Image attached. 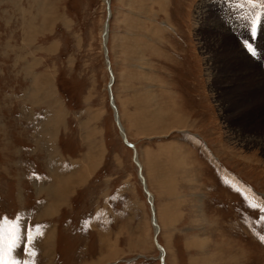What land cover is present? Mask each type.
<instances>
[{"label":"rangeland","instance_id":"rangeland-1","mask_svg":"<svg viewBox=\"0 0 264 264\" xmlns=\"http://www.w3.org/2000/svg\"><path fill=\"white\" fill-rule=\"evenodd\" d=\"M107 1L0 0V221L25 229L30 216L37 230L44 222L20 212L40 202L27 173L53 167L67 175L84 166L60 188L63 200L55 186L40 189L51 200L42 211L50 218L44 238H19L12 249L22 245L28 254L9 260L264 264V71L242 46L256 48L252 31L234 25L251 13L252 0ZM231 2L238 10L227 13ZM108 9L114 79L102 37ZM257 43L264 51V37ZM55 115L53 132L45 126ZM175 156L185 163L180 175Z\"/></svg>","mask_w":264,"mask_h":264},{"label":"bare ground","instance_id":"bare-ground-1","mask_svg":"<svg viewBox=\"0 0 264 264\" xmlns=\"http://www.w3.org/2000/svg\"><path fill=\"white\" fill-rule=\"evenodd\" d=\"M108 2V5H110V0H108L107 1ZM109 7V6H108ZM109 11V15L110 16H108V18H109V20H110V18H111V11H110V9H108ZM109 20H106V26L104 27V32H103V34H102V37H103V45H104V49H105V54L107 55V57H106V59H107V63L109 64V58H108V52H107V42H108V39H109ZM233 49V48H232ZM244 52V51H243ZM240 54H241V52H240ZM236 57V56H235ZM234 57V58H235ZM241 57V56H240ZM232 59H233V57H232ZM239 59H241V58H239ZM238 61V60H237ZM243 61V60H242ZM241 61V62H242ZM246 61V60H245ZM236 62V61H235ZM239 62V61H238ZM237 62V63H238ZM251 63V62H250ZM239 64V63H238ZM241 64V63H240ZM239 64V65H240ZM242 64H243V62H242ZM246 64V63H245ZM238 65V66H239ZM237 66V65H236ZM246 66H248V63H247V65ZM109 67H110V70H111V72H112V69H111V66H110V64H109ZM240 69H241V67H240ZM245 69V68H244ZM246 69H248V68H246ZM245 69V70H246ZM249 71V70H248ZM238 72V71H237ZM242 72H243V69H242ZM247 72V71H246ZM251 72V71H250ZM244 73V72H243ZM247 73H249V72H247ZM112 79H114V74H113V72H112ZM261 77V76H260ZM237 78V77H236ZM240 78H242V76L240 77ZM254 78V77H253ZM262 78V77H261ZM244 79V78H243ZM247 79V78H246ZM249 79V78H248ZM247 79V80H248ZM255 79V78H254ZM253 79V80H254ZM238 80H239V78H238ZM251 80V79H250ZM242 81V80H241ZM249 81V80H248ZM262 81V80H261ZM113 82H114V80H111L110 81V83L113 85ZM247 82V81H246ZM249 82H252V81H249ZM254 83H255V85H256V83L257 82H255V81H253ZM262 82H264V81H262ZM259 83V82H258ZM253 85V84H252ZM261 85H263V84H261ZM260 85V86H261ZM258 86V85H257ZM112 87V86H111ZM253 87H254V85H253ZM255 88V87H254ZM256 89V88H255ZM110 91H112V90H110ZM113 102H114V99H113V97H112V108H113V110H114V117H115V121H116V123H118V126H119V128H120V132H122V134L123 135H125L126 136V131H125V129H124V126H123V124L121 123V121H120V118H119V113H118V110L114 107V104H113ZM261 101H259V102H257V103H260ZM256 103V104H257ZM262 103V102H261ZM262 105V104H261ZM155 106H156V108H157V110H158V114H155V117H156V120H157V122L158 123H160V122H162V123H167L168 122V120H167V118L165 117V114H164V112H165V110H164V108L162 107V106H158V104L156 103L155 104ZM180 119H182V118H178V119H176V122H178ZM191 127H192V125H191ZM126 138H127V136H126ZM127 140H128V138H127ZM252 140V139H251ZM129 141V140H128ZM134 145V144H133ZM135 146V145H134ZM134 150V153H135V163L137 164V166H138V169H139V178H140V180H141V182H142V185H143V187H144V189H145V191L147 192V194H149L151 197H152V195H151V193L149 192V190H148V185H147V181H146V179H144L143 178V173H142V168H141V166H140V161L138 160V153H137V148H136V146L133 148ZM173 160H175L174 161V168L176 167L177 168V170H179V171H177V170H175V172H177V174L176 175H180L181 174V171H182V166L185 164L184 163V161L182 160V159H178L176 156L174 157V159ZM172 160V161H173ZM173 164V163H172ZM83 175V174H82ZM84 176V175H83ZM82 176V177H83ZM84 178V177H83ZM150 179V178H149ZM145 182V183H144ZM59 187V186H58ZM65 187H67V184L64 186V188ZM57 188V187H56ZM54 189L53 191H52V193H55L56 194V197H58V198H62V200L65 198V194H64V192L59 188V189ZM44 189V188H43ZM69 189V188H68ZM165 190V189H164ZM51 193V194H52ZM171 193V192H170ZM173 193V192H172ZM52 196L55 198V196L52 194ZM149 201H150V199H149ZM59 201H56L55 200V203H58ZM62 202V201H61ZM60 202V203H61ZM151 204H152V206H153V200H152V202H151ZM50 212V211H49ZM48 211H47V213H49ZM46 213V212H45ZM51 214V213H50ZM160 215H161V213H160ZM154 217H155V215H153ZM169 217L170 216H168L167 218L165 217V218H163V220H164V222H169ZM168 220V221H167ZM154 222H155V226H156V229L158 230V232H159V227L157 226V223H158V219L156 218V220H155V218H154ZM157 222V223H156ZM164 228V227H163ZM166 228V227H165ZM156 237V236H155ZM196 241L193 243V246H200L201 245V243H200V241L198 240V239H195ZM156 241V240H155ZM204 246V245H203ZM201 247V246H200ZM224 248V247H223ZM162 250V249H161ZM223 251V250H222ZM162 252H163V250H162ZM162 255V254H161ZM164 258V256H162V259ZM162 263H163V261H162ZM235 263V262H234ZM164 264V263H163Z\"/></svg>","mask_w":264,"mask_h":264},{"label":"crops","instance_id":"crops-1","mask_svg":"<svg viewBox=\"0 0 264 264\" xmlns=\"http://www.w3.org/2000/svg\"><path fill=\"white\" fill-rule=\"evenodd\" d=\"M242 29H243V31H244V27H242ZM246 30V29H245ZM243 31H241V32H243ZM264 37V34L261 36V38H263ZM119 113V112H118ZM60 116H58V115H55V117H54V119H52L51 120V122H49V124H47L45 127H47V128H51V129H53V132H56V130L58 129L57 127H56V125H58L60 122H59V120H60V118H59ZM52 123V124H51ZM43 132H40V134H42ZM36 142H37V145H38V143L40 142V140L39 139H37L36 140ZM53 147H54V144H53ZM56 147V146H55ZM21 149V148H20ZM20 149H19V151H17L16 153H20ZM48 150H49V148H47ZM53 150H55L54 148H52V151ZM57 150V149H56ZM50 152V151H49ZM54 152H56V151H54ZM50 155H52V154H50ZM89 158V157H88ZM23 162V161H22ZM78 162V161H77ZM82 163L83 164H89V162H87V160H83L82 161ZM81 163V164H82ZM13 166H15V167H19L20 168V166L19 165H17V163L16 162H14L13 163ZM50 167V166H49ZM84 166L83 165H81V168H79L78 170H76V171H74V172H72V173H70V174H67V175H61V174H57L56 172H54V169H53V167H50V168H47V170H48V172L47 171H45L44 170V175L42 174V173H40L41 174V176H42V181L41 182H37L35 179H32L33 181H32V183L34 184V187H33V190H34V194L35 195H37L38 196V198L40 199V202H39V206H37L36 207V214H35V219H36V221L38 222V221H40V222H48V219H50L48 216V218H45V216L43 215V210H45L46 208H48L50 205H51V200L49 199V198H47V195H46V193L44 194L45 196H41L40 195V189H43V188H47V187H57V188H62L63 186H65L66 185V181H68V184H67V186L70 184L69 183V180H68V177H70L72 174L75 176V175H77V174H79L80 173V170L83 168ZM5 171L7 172V174H8V176H11V174H12V170H10V169H5ZM51 171V172H50ZM59 172V171H58ZM47 175H49V176H51V177H49V180H47ZM17 178H18V180H17V183L19 184V186H20V183H22L23 181L21 180V178L22 179H24V177L23 176H21V178H20V175L19 176H17ZM78 183H80V182H77V184ZM59 186V187H58ZM18 191H19V196L22 198V197H24V194H25V189H21V188H19L18 189ZM21 201H22V199H21ZM21 205H24L23 203H21ZM48 211V210H47ZM26 212H29V211H27V210H25V212L24 213H26ZM34 212V211H33ZM49 212V211H48ZM30 213V212H29ZM40 214H41V216H40ZM45 218V219H41V218ZM56 216L54 215V217L53 218H55ZM60 232L58 231L57 232V234H59ZM99 250H100V248H99Z\"/></svg>","mask_w":264,"mask_h":264},{"label":"snow or ice","instance_id":"snow-or-ice-1","mask_svg":"<svg viewBox=\"0 0 264 264\" xmlns=\"http://www.w3.org/2000/svg\"><path fill=\"white\" fill-rule=\"evenodd\" d=\"M3 253H4L3 236L0 235V264H15L14 261L4 260Z\"/></svg>","mask_w":264,"mask_h":264},{"label":"water","instance_id":"water-1","mask_svg":"<svg viewBox=\"0 0 264 264\" xmlns=\"http://www.w3.org/2000/svg\"><path fill=\"white\" fill-rule=\"evenodd\" d=\"M109 13V12H108ZM107 20H109V18H107Z\"/></svg>","mask_w":264,"mask_h":264}]
</instances>
